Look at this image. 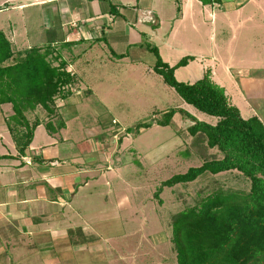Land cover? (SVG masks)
I'll return each mask as SVG.
<instances>
[{
	"label": "rangeland",
	"instance_id": "374dc122",
	"mask_svg": "<svg viewBox=\"0 0 264 264\" xmlns=\"http://www.w3.org/2000/svg\"><path fill=\"white\" fill-rule=\"evenodd\" d=\"M65 3L0 0V28L14 50L45 45L48 30L51 32L53 27L54 40L61 41L63 31L81 19L77 10L71 15L64 12ZM147 4L149 8H143L137 19L133 8L131 17L128 10L123 12L130 28L125 39L116 43L108 37L97 42L83 40L63 50L70 59L96 43L75 65L83 78L81 84L71 86L79 92H71L79 97L69 101L56 99L51 120L57 125L61 117L64 119L66 129L58 134L59 138L73 144L72 153L81 154L89 175L100 177L94 182L100 196L93 203L99 212L88 224L89 231L95 234L91 238L97 252L91 255L89 264H172L176 262L171 233L174 213L199 204L218 191L250 188L249 179L231 170L206 172L194 181L164 186L158 191L161 182L170 176L200 165L204 157L222 155L215 148L206 149L204 141H195L196 137L188 131L193 121L186 113H175L166 126L156 124V120H163V112L176 107L208 123H214L216 118L186 103L154 72L156 54L147 44L156 46L161 59L169 64L186 55L195 56L175 70L177 80L194 82L210 68L211 77L224 86L241 115H256L264 123V0H221L219 4L148 0ZM112 8L108 0H94L89 5L97 16L93 19L108 24L111 21L103 15L111 13ZM115 19L116 23L124 22L122 17ZM89 88L92 92H88ZM45 114L40 107L26 112L31 121L39 116L46 122ZM146 121L153 124L136 128ZM38 134H46L44 125H40ZM103 150L115 152L110 160L113 171L96 166L97 160L106 165Z\"/></svg>",
	"mask_w": 264,
	"mask_h": 264
},
{
	"label": "trees",
	"instance_id": "16d2710c",
	"mask_svg": "<svg viewBox=\"0 0 264 264\" xmlns=\"http://www.w3.org/2000/svg\"><path fill=\"white\" fill-rule=\"evenodd\" d=\"M200 1L221 3V0ZM109 5L113 7L112 13H117L115 5ZM147 48L156 54L154 72L186 103L216 118L214 123H208L176 107L163 112V120H156V124L166 126L175 113H186L193 121L188 131L196 137L195 141H204L206 149L215 148L222 155L204 157L200 165L170 176L161 182L158 191L164 186L194 181L206 172L237 170L250 181L248 191H218L171 216L176 251V262L172 264H264L263 121L256 115L243 117L230 102L225 88L212 79L209 68L194 82L177 80L175 70L194 56H183L170 65L161 59L156 46L147 44ZM74 83L75 77L66 69L61 56L54 54L50 40L44 46L14 50L0 28V105H11L13 113L6 123L17 131L14 135L17 144L27 146L33 129L40 124L39 118L29 122L26 112L40 107L47 116L54 115L56 99L67 98ZM152 124L140 122L136 128H148ZM46 126L50 128L51 122ZM19 127L23 128L21 134Z\"/></svg>",
	"mask_w": 264,
	"mask_h": 264
},
{
	"label": "crops",
	"instance_id": "0c3cea01",
	"mask_svg": "<svg viewBox=\"0 0 264 264\" xmlns=\"http://www.w3.org/2000/svg\"><path fill=\"white\" fill-rule=\"evenodd\" d=\"M133 1V4L121 1L117 4L108 0L117 10V13L110 10L111 13L103 15L111 21L108 24L93 19L97 16L93 14L94 9H89V5L94 0H65L64 12L71 15L77 10L81 19L72 22L71 28L63 31L64 39L61 41L54 40L55 28L51 32L49 29L48 41L54 54L61 56L66 69L75 77V85L77 82L81 84L83 78L75 65L96 43L89 44L70 59L64 56L63 50L70 47L71 43L83 40L97 42L108 37L116 43L125 39L130 28L125 23L128 18L123 12L128 10L131 17L133 12L130 9L133 8L134 19H137L145 10L143 8H149L148 0ZM63 16L65 21L66 15ZM72 16L76 18L75 14ZM116 16L122 17L124 22L116 23ZM71 90L79 92L74 87ZM88 92H92V89L89 88ZM76 95L73 92L61 100L69 101ZM9 105H0V264H89L91 255L97 252L96 242L92 241L95 234L89 231L88 224L99 212L93 203L100 196V192L94 189V182H98L100 177L89 175L90 169H87L81 154L72 153L73 144L64 137L59 138L58 134L66 129L60 113L62 119L57 125L51 122L53 115L45 114L46 122L40 120V124L33 129L30 143L24 147L21 142L17 144L14 139L17 131L6 123L13 113ZM57 110L59 112V108ZM28 121L32 122L31 119ZM47 122H51L50 128L46 126ZM40 125H44L46 130L42 136L38 134ZM22 129L19 127V134ZM111 141L116 143L114 139ZM99 148L103 149V145L99 144ZM103 151L107 157L106 165L103 166L97 160L96 166L113 171L110 160L115 152ZM95 258L96 255L93 261Z\"/></svg>",
	"mask_w": 264,
	"mask_h": 264
}]
</instances>
